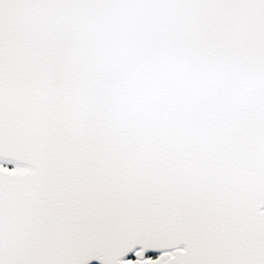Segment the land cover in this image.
<instances>
[{"label":"snow or ice","instance_id":"6c2138e0","mask_svg":"<svg viewBox=\"0 0 264 264\" xmlns=\"http://www.w3.org/2000/svg\"><path fill=\"white\" fill-rule=\"evenodd\" d=\"M0 264H264V0H0Z\"/></svg>","mask_w":264,"mask_h":264}]
</instances>
